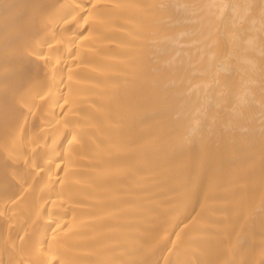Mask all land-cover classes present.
Returning a JSON list of instances; mask_svg holds the SVG:
<instances>
[{"label": "bare ground", "instance_id": "1", "mask_svg": "<svg viewBox=\"0 0 264 264\" xmlns=\"http://www.w3.org/2000/svg\"><path fill=\"white\" fill-rule=\"evenodd\" d=\"M0 264H264V0H0Z\"/></svg>", "mask_w": 264, "mask_h": 264}]
</instances>
